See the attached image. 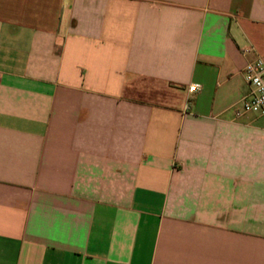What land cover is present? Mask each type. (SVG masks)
<instances>
[{
    "label": "crops",
    "instance_id": "crops-1",
    "mask_svg": "<svg viewBox=\"0 0 264 264\" xmlns=\"http://www.w3.org/2000/svg\"><path fill=\"white\" fill-rule=\"evenodd\" d=\"M257 55L264 0H0V264H264Z\"/></svg>",
    "mask_w": 264,
    "mask_h": 264
},
{
    "label": "built area",
    "instance_id": "built-area-1",
    "mask_svg": "<svg viewBox=\"0 0 264 264\" xmlns=\"http://www.w3.org/2000/svg\"><path fill=\"white\" fill-rule=\"evenodd\" d=\"M251 50V48H246L242 52L247 54ZM242 73L252 89L246 97L240 99V108L235 111V115L240 116L243 113L264 115V57L257 55L248 61ZM197 89L198 85L191 84L188 86L187 92L194 93Z\"/></svg>",
    "mask_w": 264,
    "mask_h": 264
}]
</instances>
